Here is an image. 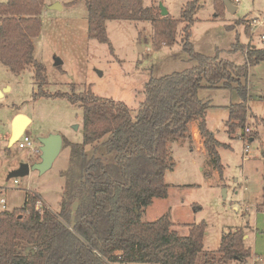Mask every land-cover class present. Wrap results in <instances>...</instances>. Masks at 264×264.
Wrapping results in <instances>:
<instances>
[{"label":"trees","instance_id":"16d2710c","mask_svg":"<svg viewBox=\"0 0 264 264\" xmlns=\"http://www.w3.org/2000/svg\"><path fill=\"white\" fill-rule=\"evenodd\" d=\"M85 1L89 37L107 43L112 52L107 20L152 22L156 49L177 42L182 21L183 48L197 63L152 76L145 84V99L135 116L125 102L98 96L91 89L51 94L43 89L46 68L35 57L33 41L42 28L45 1L0 2V60L15 73L32 66L40 87L36 95L66 97L84 110L83 142L63 138L64 146L72 148V160L71 169L64 174L61 209L38 210L36 202L41 195L28 190L23 207L0 210V264H198L204 250V220L188 224L189 233L181 235L173 228L169 212L153 221L144 220V213L156 198L168 197L166 171L176 166L170 144L174 140L192 141L190 125L194 120L198 121L211 164L223 179L219 147L229 145L209 129L206 115L211 103L200 97L201 89L235 88L241 100L228 105V131L233 134L240 128L248 141L257 137L258 130L247 124L248 73L251 65L264 61V43L244 45L243 64L197 52L191 31L199 0H187L180 19L163 16L153 6L144 5V0ZM238 22L244 23L243 19ZM260 122L264 125V118ZM257 208L264 211V203ZM244 235L242 227L225 233L218 251L205 252L201 264L247 260L252 251L246 247Z\"/></svg>","mask_w":264,"mask_h":264},{"label":"rangeland","instance_id":"374dc122","mask_svg":"<svg viewBox=\"0 0 264 264\" xmlns=\"http://www.w3.org/2000/svg\"><path fill=\"white\" fill-rule=\"evenodd\" d=\"M44 1L42 28L33 41L35 57L46 68L47 83L43 89L48 93H81L91 89L98 96L125 102L135 116L145 99V84L152 76L184 70L197 63L189 58L182 45L185 22L179 23L174 45L156 49L152 22L107 20L112 52L107 43L89 37V11L85 0ZM199 1L197 20L191 31V41L197 52L243 64L246 60L243 46L264 43V0H228L237 7L234 12L228 9L226 0ZM186 2L144 0V5L153 6L160 13L164 5L172 17L180 19ZM57 3L62 7L53 6ZM240 19L243 24L238 22ZM57 58L63 61L60 65H56ZM6 87L4 96L0 97V198L6 199L7 210H14L24 206L28 190L36 191L41 195L42 209L49 207L58 212L66 186L64 174L71 169L72 148L63 144L52 166L44 172L32 168L26 175L10 177V172L22 163L32 165L40 161L42 154L38 145L34 150L21 148L18 143L9 145L13 129L10 119L16 109L32 116L33 122L26 133L35 144H40V148L39 139L47 132L82 143L83 107L66 97L36 95L40 87L32 66L15 73L0 60V88ZM248 90L247 124L258 130L257 137L248 143L240 128L233 134L228 131L227 105L241 100L237 90L203 88L199 92L200 97L210 99L212 104L206 115L209 129L218 140L229 145L219 147L223 179L211 164L209 155L195 150L198 147L195 141L174 140L170 144V155L176 166L166 171L169 195L154 206V211L166 207L175 222L173 228L182 234L188 232V224L203 220L207 223L204 250L198 264L202 263L205 252L218 251L225 233L239 227L250 234L245 245L252 255L245 261H232L231 264H264V211L257 208L264 203V125L260 122V118H264V61L249 67ZM191 142L196 146L194 149ZM247 144L249 153L245 152ZM0 209H3L1 201Z\"/></svg>","mask_w":264,"mask_h":264},{"label":"water","instance_id":"95a60500","mask_svg":"<svg viewBox=\"0 0 264 264\" xmlns=\"http://www.w3.org/2000/svg\"><path fill=\"white\" fill-rule=\"evenodd\" d=\"M228 9L232 12H234L237 7L232 5L228 0L225 1ZM60 5L59 3L53 5L57 6ZM61 6V5H60ZM161 14L163 16H166L169 14V11L164 5H161ZM63 61L60 58L56 59V65H60ZM8 87H6L4 90L0 88V97L4 96L5 91ZM30 123V117L25 113H18L14 120H13V129L12 133L9 139V145L15 144L20 137L24 134L25 130L27 129L28 125ZM40 143H41V159L40 161H37L30 165L29 163H22L19 168L13 170L10 172V177H17V176H23L30 172V169H38L41 172L46 171L49 169L53 162L55 161L56 157L59 155L63 148L64 139L61 134L51 133L47 136L40 137ZM254 139H251L253 141ZM78 203L75 202L74 207L77 208Z\"/></svg>","mask_w":264,"mask_h":264},{"label":"crops","instance_id":"0c3cea01","mask_svg":"<svg viewBox=\"0 0 264 264\" xmlns=\"http://www.w3.org/2000/svg\"><path fill=\"white\" fill-rule=\"evenodd\" d=\"M62 7V5H61ZM5 94V93H4ZM206 100H210V99H206ZM230 105V104H229ZM212 106V104H211ZM228 106V105H227ZM18 113H25L24 111H22L21 109H16L14 114L12 115L11 119H10V123L12 124L13 123V120L15 118V116L18 114ZM27 114V113H25ZM29 117H30V123L28 125V127L32 124L33 122V118L32 116H30L29 114H27ZM27 127V128H28ZM191 135H192V141H195L197 144H198V147H196L195 145H193V142H191V148L194 149L195 147V150L196 151H200V152H203L205 154H208V152L206 151V148L204 146V143H203V139L201 137V134H200V131H199V128H198V121L194 120L191 122ZM26 131V130H25ZM11 133L9 134V138L11 136ZM50 133L47 132V133H44L42 134V136H47L49 135ZM189 141V140H188ZM167 198H156L154 200V203L149 206L147 209H146V212L144 213V218H146V220L148 221H153V220H156L157 218H159L161 215L164 214V211H168L170 213L169 210H166V207L162 208L160 211H154L155 209V205L157 203H161L163 200H165ZM2 210V209H0ZM173 221V220H172ZM174 222V221H173ZM175 223V222H174ZM177 231L179 232V230L177 229ZM180 233V232H179ZM184 234L180 233L181 235H187L189 233V228H188V232H183ZM250 237V234L248 233H245L244 235V239H245V243H247V239Z\"/></svg>","mask_w":264,"mask_h":264},{"label":"built area","instance_id":"2783aa9c","mask_svg":"<svg viewBox=\"0 0 264 264\" xmlns=\"http://www.w3.org/2000/svg\"><path fill=\"white\" fill-rule=\"evenodd\" d=\"M262 39H264V36H263ZM247 131H250V128H247ZM248 142L249 141L247 140V143ZM16 143H18L19 147H21V148L31 147V148H33V150L38 145V151H41L40 144H35L34 141L31 138V136L29 134H27L26 131L24 132V134L20 137V139ZM245 152L246 153L250 152L248 144L245 147ZM15 183H18V179L17 178H15ZM0 195H2V191H0ZM0 201H1L2 206H3L2 210H7V201H6V199L4 197H1ZM42 206H43V201L41 199L37 200L36 208L38 210H41Z\"/></svg>","mask_w":264,"mask_h":264}]
</instances>
